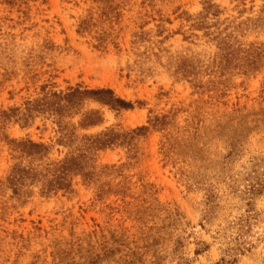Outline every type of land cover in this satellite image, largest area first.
Masks as SVG:
<instances>
[{"label": "rangeland", "instance_id": "1", "mask_svg": "<svg viewBox=\"0 0 264 264\" xmlns=\"http://www.w3.org/2000/svg\"><path fill=\"white\" fill-rule=\"evenodd\" d=\"M0 264H264V0H0Z\"/></svg>", "mask_w": 264, "mask_h": 264}, {"label": "trees", "instance_id": "2", "mask_svg": "<svg viewBox=\"0 0 264 264\" xmlns=\"http://www.w3.org/2000/svg\"><path fill=\"white\" fill-rule=\"evenodd\" d=\"M101 93H105V92H101ZM106 94H113L112 92H110V91H106ZM109 101V103H124V102H122V101H120V100H117V101H114V100H108ZM125 104V103H124ZM127 105V104H126ZM128 106V105H127ZM32 146H35V147H40V146H36V145H34V144H32ZM41 147H43V146H41ZM62 170H65V167H62Z\"/></svg>", "mask_w": 264, "mask_h": 264}]
</instances>
